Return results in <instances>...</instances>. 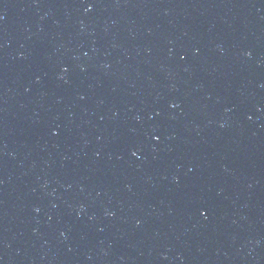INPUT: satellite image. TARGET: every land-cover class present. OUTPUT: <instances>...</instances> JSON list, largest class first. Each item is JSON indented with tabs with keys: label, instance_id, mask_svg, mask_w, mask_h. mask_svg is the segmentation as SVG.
<instances>
[{
	"label": "water",
	"instance_id": "1",
	"mask_svg": "<svg viewBox=\"0 0 264 264\" xmlns=\"http://www.w3.org/2000/svg\"><path fill=\"white\" fill-rule=\"evenodd\" d=\"M0 264H264V0H0Z\"/></svg>",
	"mask_w": 264,
	"mask_h": 264
}]
</instances>
